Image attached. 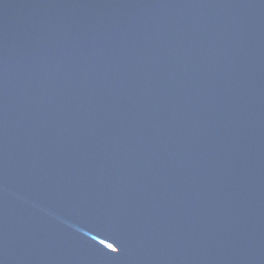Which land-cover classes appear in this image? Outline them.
I'll return each instance as SVG.
<instances>
[{
  "label": "water",
  "instance_id": "1",
  "mask_svg": "<svg viewBox=\"0 0 264 264\" xmlns=\"http://www.w3.org/2000/svg\"><path fill=\"white\" fill-rule=\"evenodd\" d=\"M0 264H264V0H0Z\"/></svg>",
  "mask_w": 264,
  "mask_h": 264
}]
</instances>
